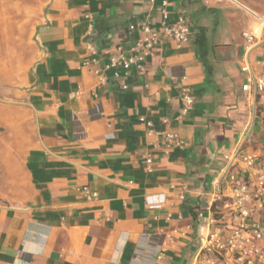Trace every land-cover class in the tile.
Instances as JSON below:
<instances>
[{
  "label": "crops",
  "instance_id": "0c3cea01",
  "mask_svg": "<svg viewBox=\"0 0 264 264\" xmlns=\"http://www.w3.org/2000/svg\"><path fill=\"white\" fill-rule=\"evenodd\" d=\"M22 3L34 24L0 30V264H190L217 186L264 171V92L248 100L240 67L264 0H168L191 40L164 38L127 78L103 65L159 26L160 0ZM14 12L0 0V24ZM248 59L264 76V40ZM164 129L180 147L164 150Z\"/></svg>",
  "mask_w": 264,
  "mask_h": 264
},
{
  "label": "built area",
  "instance_id": "2783aa9c",
  "mask_svg": "<svg viewBox=\"0 0 264 264\" xmlns=\"http://www.w3.org/2000/svg\"><path fill=\"white\" fill-rule=\"evenodd\" d=\"M154 3L156 0H145ZM168 0H160V24L158 27L148 21L139 23L140 36L127 50L117 48L103 65L114 76L127 78L132 71L145 72L146 62L153 57L164 38L171 39L176 47L188 43L191 38V25L183 15L178 14L173 22L168 19ZM246 11L255 18V25L242 32L244 39L241 57V71L244 73L242 91L254 105L257 96L264 92V76L254 73L248 59L249 49L264 40V15ZM134 25H130L133 28ZM104 82L105 76L95 71ZM122 87L127 89V85ZM183 100L190 105L191 97L184 93ZM147 122V125H150ZM164 150L180 147L182 139L170 129L161 132ZM234 155L226 159L232 166ZM151 158L146 159L147 169L151 167ZM245 167L254 166V157L240 156ZM243 167H241L242 169ZM226 187L217 186L213 196L214 206L209 208L206 227L198 237V247L190 264H264V222L254 217L256 209L264 210V171L255 169L249 179L242 178L238 171L226 177ZM182 199V197H180ZM214 207V209H213ZM162 252H157L156 258Z\"/></svg>",
  "mask_w": 264,
  "mask_h": 264
},
{
  "label": "rangeland",
  "instance_id": "374dc122",
  "mask_svg": "<svg viewBox=\"0 0 264 264\" xmlns=\"http://www.w3.org/2000/svg\"><path fill=\"white\" fill-rule=\"evenodd\" d=\"M15 5V22L11 25L0 24L1 31H7V27L11 28L12 25L15 26L16 34L23 32L27 29L30 25H33L34 20L36 19L38 10L40 9L39 5H32L30 4L29 10L22 11L19 7L22 3V0H13Z\"/></svg>",
  "mask_w": 264,
  "mask_h": 264
}]
</instances>
